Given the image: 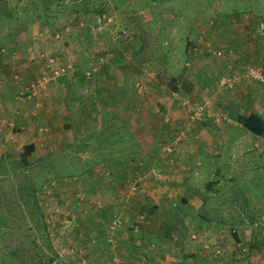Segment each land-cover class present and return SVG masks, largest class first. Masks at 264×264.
Segmentation results:
<instances>
[{"label":"rangeland","instance_id":"374dc122","mask_svg":"<svg viewBox=\"0 0 264 264\" xmlns=\"http://www.w3.org/2000/svg\"><path fill=\"white\" fill-rule=\"evenodd\" d=\"M79 67L86 85L60 107L56 127L41 122V96ZM250 112L264 120V0H0V257H19L14 240L30 255L50 252L20 187L37 186L55 264H66L58 256L76 250L67 239L83 200L104 219L105 195L154 185L162 164L176 173V151L191 160L209 215L247 225L264 250V211L247 208L240 187L264 171V136L238 121Z\"/></svg>","mask_w":264,"mask_h":264},{"label":"crops","instance_id":"0c3cea01","mask_svg":"<svg viewBox=\"0 0 264 264\" xmlns=\"http://www.w3.org/2000/svg\"><path fill=\"white\" fill-rule=\"evenodd\" d=\"M67 39H70L69 36ZM75 47L80 48L78 45ZM68 58H71L70 62H78L72 55ZM85 79L84 68L79 67L76 72L70 70L66 77L49 86L41 96L47 110L41 116L43 120L46 115V121L41 122L56 127L63 114L60 107L64 110L67 108L66 103H70L73 98L71 93L76 86L86 85ZM111 91L108 89L107 93ZM64 112L67 114V111ZM131 125V131L139 132L140 127H136L138 123ZM186 146L190 148L188 144ZM137 147L140 148V145H135ZM179 148L182 146L176 147L177 150ZM176 155L173 165L174 169L178 168L176 173L165 172L167 165L165 168L162 164L160 176L154 179L158 182H154V185L145 183L133 187L128 193H122L119 199L115 193L105 195L108 197L104 202L106 206L100 212L110 213L104 219L95 217L89 205L90 200L86 197L83 200L85 204L80 206L79 216H76L74 229L68 232L67 243L76 245V250L66 249L63 255L59 254L58 261L60 259L68 264L67 260H71L72 264H76L74 260L77 257L78 264H225L223 261L234 259L236 264H264V250L258 246L262 242H257L258 238L252 235V229L247 225L231 229L225 222L209 215L211 207L204 204L207 193L190 182L200 179L199 176L192 178V169L187 172L186 165L191 160L183 152L181 156ZM122 163L129 167V163L124 160ZM133 171L137 170L134 168ZM119 175H113L110 180H119ZM245 178L240 182V187L250 204L247 208L264 211V171L260 173L254 170L252 175ZM110 184L111 188L118 190L117 184ZM73 208L75 205L70 206L75 213ZM113 214L118 218L111 217ZM236 247L239 252L232 249Z\"/></svg>","mask_w":264,"mask_h":264},{"label":"trees","instance_id":"16d2710c","mask_svg":"<svg viewBox=\"0 0 264 264\" xmlns=\"http://www.w3.org/2000/svg\"><path fill=\"white\" fill-rule=\"evenodd\" d=\"M98 10H101L102 7L99 6L97 8ZM5 16L9 17H15V13L10 11H4ZM17 15H20L17 13ZM41 14H39L40 16ZM141 48V47H140ZM169 82L173 84V90H178V80L176 77H171ZM118 116H120L118 114ZM238 121L244 127L246 130L250 131L252 134H255L257 136H264V120L256 113L250 112L247 115H239ZM34 150V145L32 143H29L24 146L23 149V155L21 156L22 163L25 162V158L27 155H29ZM24 164V163H23ZM125 168L123 169V172L126 170V164H124ZM86 170H89L86 169ZM85 170V171H86ZM83 171V170H80ZM130 172V171H129ZM132 175V174H131ZM130 175V176H131ZM133 176V175H132ZM209 186V184L207 185ZM21 188L22 192H19V196L21 201L23 202L24 206H26L28 210V215L30 216V220L33 224H35V228L37 231L40 229L43 232L44 240L46 247L50 250L49 254L46 253H34L30 255V249L28 247H25L24 245L17 244V240H14V249L19 254H17L19 257L17 259H13L12 257L3 256L0 257V264H55V260L57 258V253L55 252V249L52 247V245L48 242V238L45 235V229H44V222L42 218V209L40 208L38 204L37 199V186L34 183H27V185H24ZM2 233H0L1 235ZM23 241V240H21ZM34 244V247L37 250V243L36 240L32 241Z\"/></svg>","mask_w":264,"mask_h":264}]
</instances>
